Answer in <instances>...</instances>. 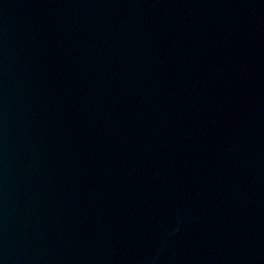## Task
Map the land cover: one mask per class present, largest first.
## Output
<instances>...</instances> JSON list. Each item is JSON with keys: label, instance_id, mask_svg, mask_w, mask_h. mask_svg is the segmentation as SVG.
Wrapping results in <instances>:
<instances>
[{"label": "water", "instance_id": "water-1", "mask_svg": "<svg viewBox=\"0 0 264 264\" xmlns=\"http://www.w3.org/2000/svg\"><path fill=\"white\" fill-rule=\"evenodd\" d=\"M0 264H264V0H0Z\"/></svg>", "mask_w": 264, "mask_h": 264}]
</instances>
